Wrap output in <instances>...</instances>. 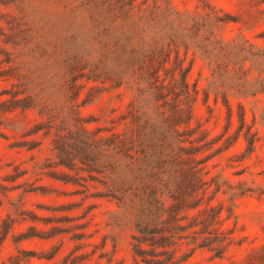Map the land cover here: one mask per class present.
Here are the masks:
<instances>
[{"label": "rangeland", "instance_id": "rangeland-1", "mask_svg": "<svg viewBox=\"0 0 264 264\" xmlns=\"http://www.w3.org/2000/svg\"><path fill=\"white\" fill-rule=\"evenodd\" d=\"M87 1L0 0V264H133L132 212L111 197L115 172L102 161L94 167L78 161L73 127L68 137L74 110V123L94 134L121 132L132 101L125 88L87 81ZM209 1L220 16L235 20L220 29L225 41L243 37L263 45L264 0ZM197 3L172 0L181 12ZM189 64L188 82L198 92L192 127L218 138L219 146L231 144L207 161L205 179L218 178L237 196L234 219L225 224L236 221L233 244L220 258L197 250L187 264H247L264 249V98L229 92V113L214 94L207 63L189 52ZM217 202L230 205L228 195Z\"/></svg>", "mask_w": 264, "mask_h": 264}, {"label": "trees", "instance_id": "trees-1", "mask_svg": "<svg viewBox=\"0 0 264 264\" xmlns=\"http://www.w3.org/2000/svg\"><path fill=\"white\" fill-rule=\"evenodd\" d=\"M197 2L193 11L182 12L172 0L86 2L92 20L87 81L95 77L112 89L125 88L132 101L121 132L110 128L104 129L107 136L98 135L101 129L94 134L80 120L74 123V110L68 114L73 122L68 137L73 127L82 155L78 161L91 167L102 161L115 172L111 197L132 212L133 264H187L197 250L220 258L234 241L236 221L231 228L225 224L234 219L237 194L230 186L223 190L218 178L205 179L207 161L231 144L219 146L218 138L192 127L198 92L188 82L186 58L191 52L207 63L214 94L222 96L230 113L229 92L264 98V31L258 36L262 46L243 37L225 41L220 29L235 20L220 16L209 0ZM71 80L77 97L78 80ZM248 144L253 147L254 140ZM75 159L68 158V168ZM220 194L228 195L229 206L214 204ZM247 264H264V249Z\"/></svg>", "mask_w": 264, "mask_h": 264}]
</instances>
